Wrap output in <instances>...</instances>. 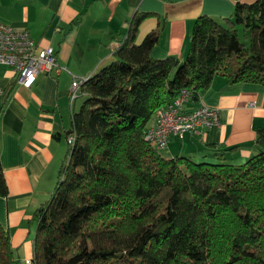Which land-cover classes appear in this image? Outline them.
I'll return each mask as SVG.
<instances>
[{
	"label": "trees",
	"instance_id": "obj_1",
	"mask_svg": "<svg viewBox=\"0 0 264 264\" xmlns=\"http://www.w3.org/2000/svg\"><path fill=\"white\" fill-rule=\"evenodd\" d=\"M145 17L132 18L114 60L82 83L65 133L74 142L30 220L32 261L264 264V128L241 164L166 159L144 139L157 109L184 90L196 101L216 76L264 88V0L237 2L220 21L197 17L182 60L150 56L157 34L134 43ZM17 263L0 226V264Z\"/></svg>",
	"mask_w": 264,
	"mask_h": 264
},
{
	"label": "crops",
	"instance_id": "obj_2",
	"mask_svg": "<svg viewBox=\"0 0 264 264\" xmlns=\"http://www.w3.org/2000/svg\"><path fill=\"white\" fill-rule=\"evenodd\" d=\"M252 1L0 0V22L26 30L38 46L52 47L61 67L58 73L38 74L26 88L15 81L11 68L0 65V171L7 191L0 195V226L16 263L33 258L35 226L30 220L49 199L67 151L65 133L83 100L81 93L69 103L73 78H89L114 60L118 40L135 15L146 14L138 23L135 44L157 34L150 56L182 60L197 17L220 21L237 2ZM199 104L218 111L219 125L203 134L186 133L183 139L171 136L158 151L162 157L241 164L258 153L256 130L264 128L262 86L228 84L216 76L187 108Z\"/></svg>",
	"mask_w": 264,
	"mask_h": 264
},
{
	"label": "built area",
	"instance_id": "obj_3",
	"mask_svg": "<svg viewBox=\"0 0 264 264\" xmlns=\"http://www.w3.org/2000/svg\"><path fill=\"white\" fill-rule=\"evenodd\" d=\"M0 65L11 68L15 81L29 88L40 73H58L61 67L57 63L55 50L50 46H38L26 30L14 28L0 22ZM88 77L73 78L68 98L72 105L82 93V83ZM191 103V93L184 90L166 106L159 108L153 115V121L146 128L145 141L155 150L161 151L168 145L169 138L183 139L186 133H205L219 125V114L214 108L199 104L187 108ZM72 133L65 135L67 145L74 141ZM22 264H34L32 259Z\"/></svg>",
	"mask_w": 264,
	"mask_h": 264
},
{
	"label": "rangeland",
	"instance_id": "obj_4",
	"mask_svg": "<svg viewBox=\"0 0 264 264\" xmlns=\"http://www.w3.org/2000/svg\"><path fill=\"white\" fill-rule=\"evenodd\" d=\"M196 162V161H195Z\"/></svg>",
	"mask_w": 264,
	"mask_h": 264
}]
</instances>
